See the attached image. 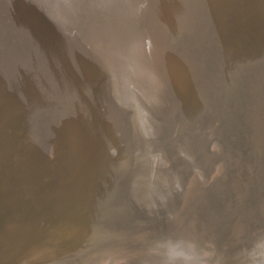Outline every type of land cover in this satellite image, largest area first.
Listing matches in <instances>:
<instances>
[{
  "label": "bare ground",
  "instance_id": "bare-ground-1",
  "mask_svg": "<svg viewBox=\"0 0 264 264\" xmlns=\"http://www.w3.org/2000/svg\"><path fill=\"white\" fill-rule=\"evenodd\" d=\"M137 226L264 264V0H0V257Z\"/></svg>",
  "mask_w": 264,
  "mask_h": 264
},
{
  "label": "rangeland",
  "instance_id": "rangeland-1",
  "mask_svg": "<svg viewBox=\"0 0 264 264\" xmlns=\"http://www.w3.org/2000/svg\"><path fill=\"white\" fill-rule=\"evenodd\" d=\"M89 41L91 40L89 39ZM92 54L94 55L95 53ZM146 84L148 86L152 85L150 81H146ZM178 145L181 146L182 144L176 142L172 146L174 148H177L175 146ZM58 168L59 170L61 169L60 172L62 173L64 171L65 165H62L61 163V165ZM244 183H245V187L249 185L248 181H245ZM116 231H115L116 235H119V237H117L114 240L112 239L103 240L99 238L100 235H98L97 233H93L91 231L85 233L86 236L84 235V237L80 241V239L70 238L72 236H68L69 234L67 233L64 236L60 237V239L58 240L59 243L57 244L56 247L43 246L38 251H35L33 253L29 252L26 255L20 253L6 254L5 256L0 257V264H101L103 262L113 263L118 259H122V260L126 259L135 263L140 259L144 258L145 256H147L153 248L155 242L154 237L151 230L147 226L124 227V228H119ZM128 232L130 233L129 235L127 234ZM143 232L145 234H141ZM92 233L94 235H92ZM138 235L139 237H137ZM120 236L122 237L125 236V238L124 239L122 238L121 240L119 239ZM127 236H129V238ZM131 236L133 237L131 238ZM87 237L90 238L88 239ZM243 237L244 236H242V238ZM133 238L134 240H132ZM239 238L240 237L237 235V232L231 233L230 239L232 242H235L234 245L239 244ZM111 240L113 243L111 242ZM98 244L100 245L97 247ZM134 247H136V249H134ZM129 249H131L132 251ZM88 252L89 253L92 252V253L89 254Z\"/></svg>",
  "mask_w": 264,
  "mask_h": 264
}]
</instances>
